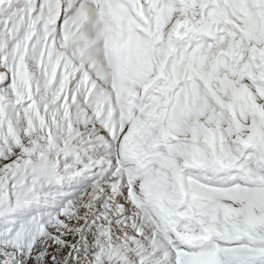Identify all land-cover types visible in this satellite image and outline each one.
Segmentation results:
<instances>
[{
    "label": "snow or ice",
    "instance_id": "1",
    "mask_svg": "<svg viewBox=\"0 0 264 264\" xmlns=\"http://www.w3.org/2000/svg\"><path fill=\"white\" fill-rule=\"evenodd\" d=\"M0 264H264V0H0Z\"/></svg>",
    "mask_w": 264,
    "mask_h": 264
}]
</instances>
